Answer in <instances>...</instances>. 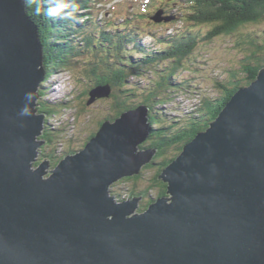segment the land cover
Listing matches in <instances>:
<instances>
[{"label":"water","instance_id":"1","mask_svg":"<svg viewBox=\"0 0 264 264\" xmlns=\"http://www.w3.org/2000/svg\"><path fill=\"white\" fill-rule=\"evenodd\" d=\"M44 61L27 0H0V264H264V67L163 169L166 196L140 211L142 197L112 187L157 153L141 148L149 106L104 121L56 167L36 166ZM112 93L99 85L86 104Z\"/></svg>","mask_w":264,"mask_h":264},{"label":"trees","instance_id":"2","mask_svg":"<svg viewBox=\"0 0 264 264\" xmlns=\"http://www.w3.org/2000/svg\"><path fill=\"white\" fill-rule=\"evenodd\" d=\"M27 2L29 15L39 27L44 46L46 80L56 71L80 65L83 74L79 81L88 87L87 91L81 93L80 98L82 95L83 98L88 97L89 91L99 85L111 86L113 90L109 98L112 101L111 113L99 123L98 130L106 120L115 121L122 113L142 104L149 106L153 122L152 134L141 148L157 150L152 163L144 168L145 171L156 168L157 172L148 188L143 190L136 188L128 194L129 198L144 195L140 211H145L156 199L166 196L168 185L159 176L163 169L178 157L184 144L192 140L200 131L207 129L235 92L255 81L264 67V58L258 56V51L264 56V49L253 38L250 42L244 43L247 48L243 47L247 59L242 70L246 73V77L237 80V75H232L233 80L219 84L220 94L217 98L204 99L195 111L193 110L190 115H184L187 119L183 123H180L181 120L167 123L165 118L169 120L170 117L164 118L158 115L157 109H161L160 106L168 100L167 93L172 86L181 89L185 87L184 85H188L189 82L178 83L176 79L180 68L190 62V55L201 49V42L206 46L218 37L243 36L245 29L257 24L263 25L264 0H173V2L148 0L142 5L138 4L132 17H124L121 30H126L127 34L123 37L119 35V27L104 28L92 17V12L102 5L100 0H77L79 11L71 20L53 19L44 15L43 9L47 5V0H27ZM178 3L184 9V21L182 28L175 35L162 39L163 34L158 33L156 28L159 26L160 29L168 25L165 22L156 24L154 28L142 25V22L149 23L144 19H151L155 13L153 10H157V6L170 13L171 5L173 7V4ZM37 7L41 9L39 14L36 12ZM178 20L176 15L171 24H177ZM143 36L153 38L158 47L155 48L154 45L149 48L143 47L139 41ZM252 46L253 50H251ZM100 53H106L105 57L99 58ZM85 54H94L96 58L92 61L80 60L79 57ZM113 56L120 60L111 67L109 58ZM127 68L129 69L125 71ZM185 71H192V68L188 66ZM44 91V89L41 91L42 95ZM136 99L140 102L137 103ZM46 106L44 110L40 108L39 110L50 118L55 110H49ZM98 130L90 134L84 146ZM56 136L57 133L53 134L46 128L42 139L47 144L53 145L57 140ZM40 151L41 159L35 164L36 166L48 160L54 168L64 157L56 146L48 149L45 144ZM74 153V151L70 152V154ZM65 154L69 153L65 152ZM141 177L140 174L125 178L121 182L139 180ZM155 187L158 189L156 198L149 195Z\"/></svg>","mask_w":264,"mask_h":264},{"label":"rangeland","instance_id":"3","mask_svg":"<svg viewBox=\"0 0 264 264\" xmlns=\"http://www.w3.org/2000/svg\"><path fill=\"white\" fill-rule=\"evenodd\" d=\"M141 1L145 2V0H118V4L113 9L110 8V6L101 7L100 9L97 8L95 12H92V15L95 20L101 21L103 18L101 11H103L107 13L106 19H108V22L113 19H119L124 15L132 17L133 10H135L136 5ZM157 8H159V6H157ZM169 12L177 15L179 20L175 25L169 22L167 23L168 25L163 28L159 29V26H157L156 29L158 33L163 34L162 37L175 35L183 26L184 9L181 8V4H173V7L171 5V10ZM127 13L129 14L127 15ZM112 15H114V17H112ZM144 20H148L149 23L142 22L143 26L148 25L147 28L155 27L156 24L153 22L151 23L150 19ZM120 22L123 23L122 20H120ZM120 22L118 23L120 24ZM253 38H255L258 42L257 44L264 49V23L263 25L257 24L254 27L245 29L243 36L240 35L234 38L218 37L210 44H206V46H204V42H201V49L190 55V62H187L178 71V78L176 81L178 83L189 82L188 85H184L185 87L181 89H175V87L172 86V89L167 93V95H169L167 98L168 100L160 106L161 109H157L156 113L164 118L165 116H168V118L170 117L169 120L165 118L167 123H173V121L175 122L178 120H181L180 123H183V121L187 119L184 115H190L193 110L195 111V108L203 103L204 99L217 98L220 94L219 84L233 80L232 75L234 74L237 75V80L246 77V73L242 70L245 60L247 59L243 47H246L244 43L250 42ZM139 41H141V44L145 48L154 45V40L147 36H143ZM251 50H253V46ZM258 52V56L264 58L262 53L260 51ZM105 55L106 53H100L98 57L102 58L105 57ZM95 58L96 56L94 54H85L79 57L82 61H92ZM119 60L120 59L114 56L110 57L109 63L111 67ZM188 66L192 68V71H185ZM128 69L129 68L125 71ZM165 70L166 68H164V71ZM65 72L70 74L68 75V73H65V75H67L66 77H71V80H69L70 84L68 83L66 87L62 85V88L57 86V88L62 89V91L55 95L51 86V84L55 82L52 81L53 76L48 78L44 83L45 93L42 95L40 103L41 109L43 110L45 105H47L46 107L49 110L52 109L57 111L56 116L49 118V126L47 127L51 133H57L55 137L57 140L53 145L46 143V146L48 149L56 146L60 153L65 151L70 154L71 151L77 152L81 150L90 134L98 130L99 123L111 113L112 101L108 98L106 100L103 99L101 102H96L95 105L86 106L88 97L83 98L82 95L80 98L81 93L88 90L85 83L79 81L83 74L81 66L75 65ZM66 77H63V79ZM63 93L66 95L61 96ZM75 96H77V98ZM139 96L141 97V95ZM136 101L137 103L140 102L138 99H136ZM43 103H45L44 108ZM65 106L69 107L67 108V112H64ZM180 110L185 114H179L178 111ZM161 120L165 122L163 118H161ZM156 172V168H150L146 171H142V177L139 180H129L125 182H121L120 180L114 184L112 193L122 194V196L126 197L133 189L137 188L143 190L144 188H148L153 183ZM149 195L156 198L158 196V189L155 187L154 190L150 191Z\"/></svg>","mask_w":264,"mask_h":264},{"label":"clouds","instance_id":"4","mask_svg":"<svg viewBox=\"0 0 264 264\" xmlns=\"http://www.w3.org/2000/svg\"><path fill=\"white\" fill-rule=\"evenodd\" d=\"M40 11L41 9L37 7L36 12L39 14ZM78 11L79 5L77 0H47V5L43 9V14L53 19L71 20ZM51 86L53 88V84H51Z\"/></svg>","mask_w":264,"mask_h":264},{"label":"bare ground","instance_id":"5","mask_svg":"<svg viewBox=\"0 0 264 264\" xmlns=\"http://www.w3.org/2000/svg\"><path fill=\"white\" fill-rule=\"evenodd\" d=\"M57 90V89H56ZM40 102H41V99H40Z\"/></svg>","mask_w":264,"mask_h":264}]
</instances>
